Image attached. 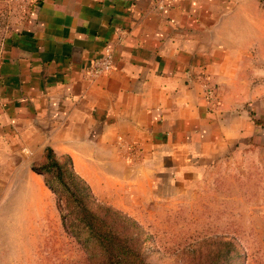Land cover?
<instances>
[{
	"label": "crops",
	"instance_id": "crops-1",
	"mask_svg": "<svg viewBox=\"0 0 264 264\" xmlns=\"http://www.w3.org/2000/svg\"><path fill=\"white\" fill-rule=\"evenodd\" d=\"M260 5L41 0L33 24L15 34L13 55L0 64L1 78L13 85L3 108L13 116L7 121L1 113L0 128L7 131L8 123L13 138L22 140L25 131L28 142L46 140L57 155L69 154L84 178L119 175L118 161L120 175L128 171L143 187L140 177L174 171L190 153L219 152L236 141L231 120H251L249 112L235 115L227 82L235 77L229 64L235 63L238 30L264 11ZM106 49L113 51L114 68L89 74ZM81 156L106 161L107 171L79 172Z\"/></svg>",
	"mask_w": 264,
	"mask_h": 264
},
{
	"label": "rangeland",
	"instance_id": "rangeland-1",
	"mask_svg": "<svg viewBox=\"0 0 264 264\" xmlns=\"http://www.w3.org/2000/svg\"><path fill=\"white\" fill-rule=\"evenodd\" d=\"M40 3L0 0V64L13 55L15 34L33 24ZM244 28L238 30L239 45L231 48L235 77L227 82V99L236 103L235 115L254 114L248 121L231 120L236 141L220 145L219 152L190 153L174 171L140 177L144 187L128 171L120 175L124 166L118 161L119 175H85L98 201L124 211L151 235L149 264H264V11ZM11 97L12 83L0 76V114L7 121L13 114L3 108ZM5 127L0 264H91L89 253L65 230L56 194L33 169L43 160L46 140L34 136L28 142L25 131L22 140L13 138V128ZM76 166L79 172L108 169L106 161L84 156Z\"/></svg>",
	"mask_w": 264,
	"mask_h": 264
},
{
	"label": "trees",
	"instance_id": "trees-1",
	"mask_svg": "<svg viewBox=\"0 0 264 264\" xmlns=\"http://www.w3.org/2000/svg\"><path fill=\"white\" fill-rule=\"evenodd\" d=\"M33 169L56 194L62 224L89 253L91 264H149L151 235L124 211L98 201L69 154L59 156L46 146L42 162Z\"/></svg>",
	"mask_w": 264,
	"mask_h": 264
},
{
	"label": "built area",
	"instance_id": "built-area-1",
	"mask_svg": "<svg viewBox=\"0 0 264 264\" xmlns=\"http://www.w3.org/2000/svg\"><path fill=\"white\" fill-rule=\"evenodd\" d=\"M114 55L111 49H106L101 57L96 58L91 63L90 67L88 68L89 74L93 76H97L100 74L107 73L114 68ZM213 89L208 88L207 93L211 99H214Z\"/></svg>",
	"mask_w": 264,
	"mask_h": 264
}]
</instances>
